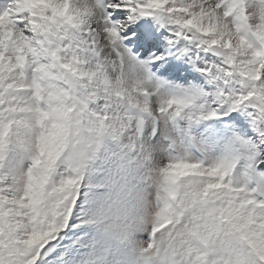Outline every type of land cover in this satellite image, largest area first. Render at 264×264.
I'll return each mask as SVG.
<instances>
[{"label": "snow or ice", "instance_id": "1", "mask_svg": "<svg viewBox=\"0 0 264 264\" xmlns=\"http://www.w3.org/2000/svg\"><path fill=\"white\" fill-rule=\"evenodd\" d=\"M0 264H264V0H0Z\"/></svg>", "mask_w": 264, "mask_h": 264}]
</instances>
